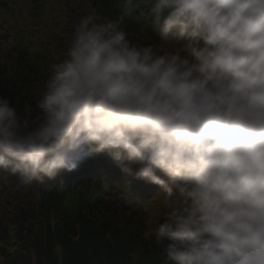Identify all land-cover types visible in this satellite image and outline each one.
Instances as JSON below:
<instances>
[{
  "label": "clouds",
  "instance_id": "obj_1",
  "mask_svg": "<svg viewBox=\"0 0 264 264\" xmlns=\"http://www.w3.org/2000/svg\"><path fill=\"white\" fill-rule=\"evenodd\" d=\"M114 7L74 26L34 118L0 97V179L28 186L107 153L161 189L162 264H264V0ZM125 17L159 42H133Z\"/></svg>",
  "mask_w": 264,
  "mask_h": 264
},
{
  "label": "trees",
  "instance_id": "obj_2",
  "mask_svg": "<svg viewBox=\"0 0 264 264\" xmlns=\"http://www.w3.org/2000/svg\"><path fill=\"white\" fill-rule=\"evenodd\" d=\"M115 3L0 0V26L14 37L15 54L8 64L0 61V97L34 118L51 64L68 47L74 26L89 12L116 19ZM37 26H46L40 37ZM120 26L133 42H159L129 17ZM160 191L123 172L107 153L28 186L17 177L0 179V264H162V245L150 235L152 213L163 211Z\"/></svg>",
  "mask_w": 264,
  "mask_h": 264
},
{
  "label": "rangeland",
  "instance_id": "obj_3",
  "mask_svg": "<svg viewBox=\"0 0 264 264\" xmlns=\"http://www.w3.org/2000/svg\"><path fill=\"white\" fill-rule=\"evenodd\" d=\"M45 27H42V28H40V26L36 27L37 30H39V32L37 33L39 37H40V33L46 30ZM5 29H6L5 26H3V28L2 26H0V61L2 63L8 64L15 56V54H13L14 53V41H13L14 37L8 34L5 31ZM159 215H160V212H158V214L152 213V220L156 222ZM148 223H150V221L147 219L146 224Z\"/></svg>",
  "mask_w": 264,
  "mask_h": 264
}]
</instances>
